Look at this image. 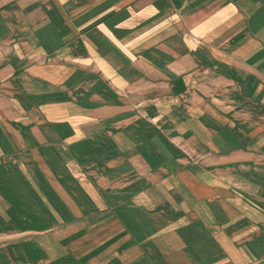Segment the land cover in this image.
<instances>
[{
    "label": "crops",
    "instance_id": "crops-1",
    "mask_svg": "<svg viewBox=\"0 0 264 264\" xmlns=\"http://www.w3.org/2000/svg\"><path fill=\"white\" fill-rule=\"evenodd\" d=\"M0 264H264V0H0Z\"/></svg>",
    "mask_w": 264,
    "mask_h": 264
}]
</instances>
